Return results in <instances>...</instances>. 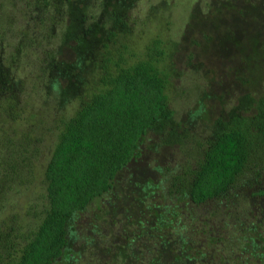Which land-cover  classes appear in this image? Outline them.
I'll return each instance as SVG.
<instances>
[{"label":"trees","instance_id":"16d2710c","mask_svg":"<svg viewBox=\"0 0 264 264\" xmlns=\"http://www.w3.org/2000/svg\"><path fill=\"white\" fill-rule=\"evenodd\" d=\"M51 1L34 0L33 4L53 6V12H57L59 1ZM66 1L67 11L72 13L73 0ZM81 3L82 0L73 4L80 26L86 15ZM112 3L106 9L111 20L107 40L114 35V26L123 22L121 12L125 9L120 0ZM68 27L63 37L73 36L76 44L89 31L87 25L76 32L71 19ZM102 37L100 34L93 43L97 48L102 46L96 64L95 53L82 57L77 52V61L63 64L64 67L54 54L48 55V65L56 71L52 74L53 69L50 70V79L54 78L57 92L59 84L64 87L62 80L77 82V92L73 94L76 105L69 115L57 120L56 137L43 168L45 199L34 211L32 223L21 230L12 216L11 222L0 226V264H52L57 260H62L61 264H74L85 255L109 253L111 257H129L130 264H213V252L219 258L228 252L227 242L219 236L222 228H217L211 218L219 210L204 212L198 207L210 200L226 204L233 197L247 202L246 195L264 198V95L253 101L254 111L250 114H240L238 106L235 111L232 107L228 118L213 129L206 145L198 146L194 161L185 158L178 168L171 171L167 168L157 182L144 174L128 173L127 178L135 187L128 189L133 201L129 194H122L120 201L114 195L117 176L140 155L139 145L148 130L159 132L163 143L182 141L186 136L184 132L177 133L170 124L173 110L168 106L166 93L169 72L160 38H153L132 59L125 54L128 53L125 45L110 50L107 43L99 41ZM90 64L92 71L95 68L92 72L95 78L91 77L89 82L83 73L77 79L72 74L75 70L84 71ZM7 71L0 80L1 94L13 86L12 75ZM59 94V98L70 96ZM10 98L11 95L8 101ZM243 98L249 97L245 94ZM247 102L250 108L251 98ZM23 144L27 142L13 144L8 138L0 143V203L14 184L25 183L32 172V161L23 153L26 151L21 148ZM244 187L249 188L246 193L242 192ZM98 200L102 204L96 203L98 213L94 217L91 204ZM86 210L91 217L88 222L94 223L92 230L97 235L100 232L99 236L77 229V219ZM118 213L123 222L118 230L122 242L104 237L100 229L113 222ZM92 217L98 218V223ZM222 217L225 219L221 226L231 224L226 220L230 215ZM100 221L104 223L101 225ZM255 228L248 227L253 235L245 236L244 243L253 248H256L253 239L259 235L257 231L254 233ZM78 238H81L79 246L74 249L72 244ZM97 238H101L100 242ZM220 240L222 246L218 244ZM96 242L101 243L99 248ZM244 246L241 249L245 250ZM230 257L234 261V254Z\"/></svg>","mask_w":264,"mask_h":264},{"label":"rangeland","instance_id":"374dc122","mask_svg":"<svg viewBox=\"0 0 264 264\" xmlns=\"http://www.w3.org/2000/svg\"><path fill=\"white\" fill-rule=\"evenodd\" d=\"M33 1L0 0V80L7 70L13 78L12 89L5 90V94H1L3 88L0 85V140L8 138L13 144L27 142L21 148L32 161V172L27 181L14 184L0 203V226L11 222L12 216L21 230L32 223L34 211L45 199L43 168L56 137L57 120L69 115L76 105L73 94L77 92V82L71 84L62 80L63 88L59 84L60 92L72 97L59 98L60 92L55 90L50 70L53 69L52 74L56 71L48 65L47 59L51 53L62 66L75 63L77 52L82 57L95 53L93 61L96 64L102 46L97 48L93 43L100 34L103 37L99 41L107 43L108 49L115 51L125 45L128 51L125 54L131 55L132 59L138 57L153 38L161 40L164 64L169 72L166 93L168 106L173 110L170 124L186 137L182 141L163 143L159 132L148 130L139 145L140 155L117 176L119 182L115 185L114 195L120 201L122 194H129L131 199L128 189L135 188L127 178L128 173L144 174L157 182L167 168L170 171L178 168L185 158L194 161L198 146L206 145L213 129L228 118L232 107L235 111L238 106L240 114H250L254 111L253 101L264 95V0H120L125 3L121 12L123 22L114 26V35L108 40L105 36L111 28V20L106 9L116 0H82L86 15L81 26L76 9H73V4L80 0H73L72 13L66 9L69 5L66 0H58L57 12H53V6L50 10L48 5L36 7ZM70 19L76 32L88 25L89 31L79 44L73 36L63 37ZM75 21L77 24L73 23ZM94 71L90 64L84 71L75 70L72 74L77 79L82 78L83 73L87 81L84 80L89 82L91 77L95 78ZM245 94L252 100L250 108L249 98H243ZM238 96L242 100H238ZM248 189L244 187L242 192L246 193ZM246 197L247 202L231 197L226 204L218 200L199 204L198 208L204 212L214 209L224 212L223 215L214 212L211 218L217 228H222L219 236L227 242L228 252L220 258L213 252V264H264V198ZM101 201L91 204L94 217L98 213L96 203L102 204ZM125 204L130 212L128 203ZM228 215L231 217L226 220L231 224L221 226L225 219L222 216ZM119 216L120 213L113 222L109 221V225H102L104 221L99 223L103 236L122 242L118 238L123 223ZM90 218L86 210L77 219L76 227L84 233L96 234L91 226L94 223L88 222ZM97 221L98 218L93 219V222ZM253 225L256 226L254 233H259L253 239L256 248L244 244L245 236L253 235L248 229ZM80 240L73 242L72 248L77 249ZM96 240L100 242L101 238ZM221 240L220 246L223 245ZM242 245L245 250L241 249ZM100 246L101 243L96 242V247ZM109 254L85 255L74 264H130L129 257H111ZM62 262L57 260L52 264Z\"/></svg>","mask_w":264,"mask_h":264},{"label":"flooded vegetation","instance_id":"af4514ba","mask_svg":"<svg viewBox=\"0 0 264 264\" xmlns=\"http://www.w3.org/2000/svg\"><path fill=\"white\" fill-rule=\"evenodd\" d=\"M36 1V0H35Z\"/></svg>","mask_w":264,"mask_h":264}]
</instances>
